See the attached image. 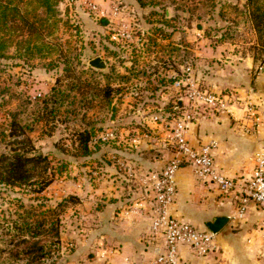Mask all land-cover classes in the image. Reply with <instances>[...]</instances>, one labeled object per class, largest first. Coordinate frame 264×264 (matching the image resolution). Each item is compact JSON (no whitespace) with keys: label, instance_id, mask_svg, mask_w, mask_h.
I'll use <instances>...</instances> for the list:
<instances>
[{"label":"crops","instance_id":"1","mask_svg":"<svg viewBox=\"0 0 264 264\" xmlns=\"http://www.w3.org/2000/svg\"><path fill=\"white\" fill-rule=\"evenodd\" d=\"M105 1V4L109 2ZM127 1L125 7L133 11L149 9L148 6L141 8L136 0ZM245 5V12L250 13L246 2ZM146 23L150 22L146 20ZM171 23L169 20L170 27ZM200 34L198 29L193 35L182 26L175 31L169 28L164 36L154 35L163 48L152 52L158 54L152 67L141 69L145 79L116 85L118 94L111 105L119 108L107 119L101 132L104 141L98 149L102 156L97 163L85 161L87 177L83 184L73 185L72 194H82L81 211L90 227L85 229L84 236L75 238L74 250L70 247L73 243H68L66 264H129L159 253L161 240L152 239L149 233L153 196L141 180L150 171L160 169L172 155L167 136L175 108L184 104L186 76L207 91L218 92L231 85L247 83L244 89L252 93L257 121L241 109L210 110L201 106L188 138L195 146L214 142V165L224 176L243 181L250 176L254 153L264 148V92H259L256 84L264 83V68L254 62L249 47L255 37L252 34L250 37L248 32L238 36L234 31L227 36L217 33L211 37L212 41L205 42ZM142 36L127 40L142 41ZM109 37L112 40L114 34ZM130 63L124 60L118 66L123 80L139 72L137 66L130 67ZM87 149L91 157L96 148L89 145ZM95 175L97 177L92 178ZM176 182L171 205L173 215L205 230H208L207 223L215 218H228L215 233L216 249L205 258H198L184 245H179L178 254L183 261L189 264H264V210L251 203L245 213L238 215V193L201 183L190 166L179 169ZM72 209L75 214L78 212L77 207Z\"/></svg>","mask_w":264,"mask_h":264},{"label":"rangeland","instance_id":"2","mask_svg":"<svg viewBox=\"0 0 264 264\" xmlns=\"http://www.w3.org/2000/svg\"><path fill=\"white\" fill-rule=\"evenodd\" d=\"M125 1L129 2L109 0L105 4V0H59L55 18L48 17L44 26L39 25L38 39L25 32L22 39H36V46L30 52L12 42L0 57V155L10 153L14 146L21 150L31 149L28 151L48 157V171L54 174L50 185L41 192H34L32 186L0 184V218L4 211L10 212L15 219L17 211L34 208L37 215L44 213L48 219H57L58 238L53 235L42 237L48 255L41 264H66L68 243H73L70 247L74 250L75 238L84 236L85 229L90 227L81 211L82 194H72L73 185L83 184L87 177L84 162L97 163L102 156L98 149L104 141L101 132L107 119L119 108L111 105L118 94L116 85L145 79L141 69L152 67L151 63L157 60L158 54L153 51H162L163 44L156 41L154 35L164 36L169 28L175 31L185 26L193 35L198 29L208 42L217 33L227 36L236 31L239 36L248 32L250 37L251 34L255 37V42L248 44L254 62L264 68V47L259 46V43L264 44V22L260 30L257 29L250 13L245 12V2L250 4V12L256 5L263 4L264 7V0H144L155 3L144 12L139 8L134 11L126 8ZM91 2L97 10L88 6ZM112 4L122 9L119 15L115 16L109 10ZM38 13L41 18L45 17V13ZM169 20H172L171 27ZM112 34L114 38L110 40ZM126 34L130 37L126 38ZM142 34V41L127 40ZM103 35L105 39H102ZM96 56L105 60L107 68L89 65V60ZM124 60L131 62L130 67L139 69L126 80L121 79L123 75L118 71ZM140 76L142 78H137ZM245 86L247 83L241 82L224 90L249 100L257 111L252 93H246ZM13 119L18 130L10 136ZM80 131L91 133L86 148L79 142ZM26 136L30 143L18 146L16 140L24 141ZM89 145L96 148L91 157ZM74 207H77L76 214L72 212L74 209L70 210ZM17 264L26 263L20 261Z\"/></svg>","mask_w":264,"mask_h":264},{"label":"built area","instance_id":"3","mask_svg":"<svg viewBox=\"0 0 264 264\" xmlns=\"http://www.w3.org/2000/svg\"><path fill=\"white\" fill-rule=\"evenodd\" d=\"M88 6L92 10L98 9L92 2ZM120 11L118 5L111 6L113 15H119ZM127 37L130 35L126 34ZM186 80L184 104L175 108L169 125L167 141L173 149L172 155L160 169L150 171L141 180L153 196L149 233L152 239L160 238V251L150 258L142 257L129 264H189L179 257V245H184L198 258H205L216 249L214 233L198 228L171 213V205L177 190V173L183 166H190L193 175L201 183H210L236 191L240 200L238 215L245 213L251 203L264 210V148L254 153L250 176L244 181L234 180L215 168L214 142L195 146L188 138V131L201 106L210 110L241 109L256 121L257 111L253 109L249 100L235 97L232 91H207L201 89L189 76H186Z\"/></svg>","mask_w":264,"mask_h":264},{"label":"trees","instance_id":"4","mask_svg":"<svg viewBox=\"0 0 264 264\" xmlns=\"http://www.w3.org/2000/svg\"><path fill=\"white\" fill-rule=\"evenodd\" d=\"M58 2L59 0H0V57L12 46V42L30 52L39 38L41 30L39 25L44 26L48 17L55 18ZM136 2L141 8L155 6V3L144 0ZM38 12L45 13V17L41 18ZM250 15L260 30L261 23L264 22L263 4L251 7ZM27 31L36 35V39H22ZM259 46L264 47V44L259 43ZM17 126L13 119L8 135L14 136L18 130ZM21 134L24 133L21 131ZM90 135L89 131L79 133V142L84 148ZM16 143L22 146L29 144L30 140L26 136L24 141L16 140ZM28 150L31 149L21 150L14 146L10 153L0 155V184L12 187L32 186L34 192H41L50 185L54 174L48 171L50 168L48 157ZM3 214L0 218V264H17L20 261L26 264H41L48 255L47 245L42 237L53 235L58 238L57 219H48L44 213L41 216L37 215L34 208L23 212L17 211L15 219H12L8 211H4Z\"/></svg>","mask_w":264,"mask_h":264},{"label":"water","instance_id":"5","mask_svg":"<svg viewBox=\"0 0 264 264\" xmlns=\"http://www.w3.org/2000/svg\"><path fill=\"white\" fill-rule=\"evenodd\" d=\"M89 65L97 68V69H104L106 67L105 61L100 57L96 56L89 60ZM259 92H264V83L258 81L257 83ZM228 221L227 217H217L213 221L207 223V228L212 233H217Z\"/></svg>","mask_w":264,"mask_h":264}]
</instances>
